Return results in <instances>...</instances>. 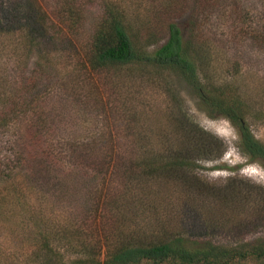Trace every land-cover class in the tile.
Returning a JSON list of instances; mask_svg holds the SVG:
<instances>
[{
    "label": "rangeland",
    "instance_id": "1",
    "mask_svg": "<svg viewBox=\"0 0 264 264\" xmlns=\"http://www.w3.org/2000/svg\"><path fill=\"white\" fill-rule=\"evenodd\" d=\"M10 1L13 2L0 0V4ZM101 1L84 0L87 5L82 20L72 30V25L62 24L54 16L56 5L65 0L22 1L25 7L39 5L57 27L50 28V38L29 52L14 50V40L0 35V109L8 102L19 101L24 91L20 93L18 81L35 70L36 89L44 93L37 111L42 109L54 128L51 137L56 151H60L53 157L55 161L68 158L59 157L67 152L64 143L93 140L96 133L108 128L121 133L114 137L116 141H135L141 150H149V159L161 163L167 146L183 142L173 114L180 108L178 112L187 113L200 127L224 140V153L218 159L197 161L202 168L193 172L199 183L185 184L176 177H167L138 187V196L130 203L135 210L131 223L140 226V232L151 234L159 225L172 231H201L204 228L201 224L208 220L209 226L202 230L212 232L219 242L235 244L264 237L263 226L245 224L258 213L256 205H263L264 166L242 155L237 147L236 128L200 102L181 74L152 65L115 66L114 72L101 73L84 70L80 60L98 21ZM121 1L135 27L146 21L145 6L151 7L149 0ZM215 3L197 29V40L205 41V48L192 50V55L201 62L199 73L204 87L212 95L223 94L231 102L236 100L252 132L264 143V41L251 35L252 29L264 30V0H215ZM182 15L180 22L188 23L189 14ZM24 128V119L8 127L0 125V166L5 168L0 177V264H24L34 247L35 226L44 231L47 225V230H54L62 221L60 213L80 207L83 201L81 190L73 197L58 191L55 199L25 193L22 176L26 169L6 174V164L16 161L15 147L20 140L15 133L25 132ZM231 182L238 184L234 191L248 195L251 190L253 200L241 194L240 199L234 198L235 207L230 204L231 208H227L220 201L222 195L204 193L226 191ZM248 184L253 189L249 190ZM140 197L150 205L139 204ZM255 201L259 203L254 204ZM154 213L157 221L163 218V222L155 221ZM182 222L185 226H181Z\"/></svg>",
    "mask_w": 264,
    "mask_h": 264
},
{
    "label": "trees",
    "instance_id": "2",
    "mask_svg": "<svg viewBox=\"0 0 264 264\" xmlns=\"http://www.w3.org/2000/svg\"><path fill=\"white\" fill-rule=\"evenodd\" d=\"M22 1L1 2L0 35L14 40V50L29 52L50 38V28L57 26L39 5L25 7ZM214 1L149 0L151 7L145 6L146 21L135 27L121 0H103L80 62L87 72H114L115 66L122 65H152L176 71L200 102L236 128L237 147L242 155L264 166V143L252 132L241 105L236 100L231 102L226 95L210 94L199 73L201 62L192 55V50L203 49L206 43L197 40V29L204 15L216 6ZM86 5L84 0H65L56 5L54 16L62 24L72 25V30L82 20ZM183 13L190 16L186 24L179 20ZM251 35L253 39L260 36L264 41V30L252 29ZM152 44L156 45L149 50ZM40 68L38 64L39 72ZM33 72L18 81L20 93L24 91L19 101L8 102L0 109L1 126L8 127L21 119L25 125V132L15 133L20 140L15 147L16 161L6 164V174L10 176L16 174L17 169H26L22 176L25 193H40L42 197L55 199L58 191L73 197L81 190L83 201L71 211L63 209L62 221L54 230H47V225L44 231L35 226L34 247L23 260L24 264H264V237L235 244L219 242L212 232L202 230L209 226L208 220L202 222L201 231H172L159 225L151 234L140 232L141 227L131 223L135 210L130 203L135 202L138 187L167 177H176L185 184L187 181L199 183L193 172L202 166L197 161L220 158L226 147L223 139L200 127L177 108L173 112L174 123L183 142L179 146H167L161 163L149 159V150H141L135 141H116L114 137L121 133L108 128L106 132L96 133L93 140L64 143L69 149L59 157L68 158L55 161L53 157L60 151H56L51 137L54 128L44 111H37L44 93L36 89L35 70ZM32 111L33 114L29 113ZM142 152L146 158L143 154L140 157ZM0 168L2 177L5 168ZM237 186L236 182H231L226 191L204 193L222 195L220 201L226 203L227 208H231L230 204L235 207L234 198L240 199L241 194L253 200L252 185L248 184V195L234 191ZM137 200L143 207L150 205L143 197ZM262 204L256 205L258 213L246 225L250 222L252 226L264 227V199ZM153 217L158 220L155 213ZM162 219L157 222H163ZM181 226H185L183 222Z\"/></svg>",
    "mask_w": 264,
    "mask_h": 264
}]
</instances>
